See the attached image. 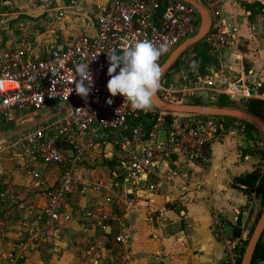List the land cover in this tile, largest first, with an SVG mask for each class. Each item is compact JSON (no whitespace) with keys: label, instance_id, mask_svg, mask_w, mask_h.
I'll use <instances>...</instances> for the list:
<instances>
[{"label":"built area","instance_id":"obj_1","mask_svg":"<svg viewBox=\"0 0 264 264\" xmlns=\"http://www.w3.org/2000/svg\"><path fill=\"white\" fill-rule=\"evenodd\" d=\"M195 1L209 13L211 27L205 41L219 68L211 72L212 76L198 75L188 85L180 84L175 75L169 83L166 73L161 77L158 96L174 105L214 103L222 95L236 104L264 101V93L245 88L239 95L238 87L231 88L216 78L227 72L223 54L231 45L233 29L214 0ZM90 16L93 34L73 37L42 57L35 52L28 28L15 26L11 13L0 15V33L7 39V45L0 46V129L26 120L30 113L52 107L55 111L46 122L56 120L47 127L38 126L26 136L17 134L23 155L60 170L55 185L45 192V213L52 228L70 220L63 211L70 195L108 188L87 174L80 175V169L111 163L116 184L110 183V190L119 189L121 184L145 183L153 193L159 190V182H173L189 164L206 169L213 144L226 135H241L247 124L233 118L169 113L153 104L150 109L133 111L123 96L111 97L108 91V54L121 55L126 46L137 41H149L157 47L164 44L167 51L158 61L161 67L198 33L201 15L196 7L180 0H111L93 9ZM78 63L90 65L92 87L87 97L75 91L74 66ZM109 98L111 104L107 103ZM151 178L157 183L151 184ZM128 196L126 190L107 201L123 205ZM216 223L221 225L218 220ZM243 241L227 240L229 252L223 264H241ZM117 242H124V238L118 236Z\"/></svg>","mask_w":264,"mask_h":264},{"label":"crops","instance_id":"obj_2","mask_svg":"<svg viewBox=\"0 0 264 264\" xmlns=\"http://www.w3.org/2000/svg\"><path fill=\"white\" fill-rule=\"evenodd\" d=\"M110 1L14 0L11 3L0 0V9L12 14L15 26L28 28L35 52L45 57L51 49L62 48L73 37L93 34L90 12ZM214 1L234 33L231 45L223 54L227 72L216 78L231 88L238 87L239 95L245 88L263 94L264 11L250 20L239 3L241 0ZM259 1L264 4V0ZM23 8L28 11L23 12ZM3 14L6 13H0ZM5 45L7 39L0 33V46ZM42 111L30 113L26 120L17 122L15 126L24 127V130L16 135H23L26 129H36V114ZM251 146L245 131L241 135H226L213 144L206 169L199 170L189 164L173 182L158 181L160 188L153 193L145 183L139 186L121 184L119 189L110 190V183L116 184L111 163L80 169V175L87 174L108 188H92L70 195L63 206L70 220L54 228L45 213V192L58 180L59 168L40 164L18 151L9 153L8 159L0 165L2 174L8 175L0 184V193L14 201L6 211L5 220H0V264H52L47 257L54 258L61 253L73 259L70 264H81L83 240L88 241L91 254L99 257V262L92 264H223L229 252L227 240H246L252 228L254 205L247 194L250 187L239 182L260 170L255 162L258 156L245 152ZM150 182L154 184L157 180L151 178ZM126 190L127 203L107 201L119 197L120 192L125 194ZM109 221L119 223L117 237L124 238V242H118L121 254L105 239ZM46 229L53 237H46L45 244L40 241L20 243L27 236L38 238ZM237 231H240L239 236L235 235ZM98 234L100 239L93 241ZM3 237L6 246H3ZM57 244L64 245V249Z\"/></svg>","mask_w":264,"mask_h":264},{"label":"clouds","instance_id":"obj_3","mask_svg":"<svg viewBox=\"0 0 264 264\" xmlns=\"http://www.w3.org/2000/svg\"><path fill=\"white\" fill-rule=\"evenodd\" d=\"M166 51L164 44L157 47L149 41H137L126 46L121 55L108 54L110 79L107 88L111 97L123 96L125 104L133 111L150 109L161 86L162 71L158 61ZM89 66L85 63L74 66L75 91L82 97H87L92 87ZM107 103L111 104L112 99L109 98Z\"/></svg>","mask_w":264,"mask_h":264},{"label":"rangeland","instance_id":"obj_4","mask_svg":"<svg viewBox=\"0 0 264 264\" xmlns=\"http://www.w3.org/2000/svg\"><path fill=\"white\" fill-rule=\"evenodd\" d=\"M11 3L14 2V0H8ZM255 2H260L259 0H241L239 3L242 6V4L245 3H255ZM43 2H41L40 5H42ZM19 10H21L19 8ZM23 12L28 11V8H23L22 10ZM5 12L7 13L8 10L7 9H3L1 11L0 9V13ZM247 14V13H246ZM24 17V16H23ZM248 17V15H247ZM187 53L184 56V62L185 64L181 65L183 67V69L179 70L177 73H175V80H179L180 84H190L192 82V80H195L196 78V74L195 72H193L192 69L187 67V62H189L192 58L193 55V50H189L186 51ZM169 83H171V80H168ZM206 103V102H204ZM262 103L260 106L257 105L256 109L260 112L262 111V113L264 114V101L260 102ZM244 112H246L245 110H242ZM55 111L54 108H52L51 110H46V111H42L38 114H36V117H38L37 119V126L39 127H47L50 123L54 122L56 119H53L50 122H46V120H48L49 118H51L54 115ZM259 119H261L263 121V117H258ZM39 120V121H38ZM248 123V122H246ZM256 128V130L254 131V134L252 135H248L249 140L252 142L253 146H251L250 148H248L247 150H245V152L251 156H258V159L255 161L258 163L257 168H259L262 172H264V133L262 131V129L258 128L257 126H254ZM24 130V127H17L15 126V124H11L7 127H4L2 129H0V165L4 164L5 161L8 159V154L9 153H18L20 152V148L17 146V143L21 140V137L17 136L16 133H18L19 131ZM34 130H27L26 132L23 134V136L29 135L32 132H34ZM254 161V160H253ZM5 179H8V175L7 174H2L1 170H0V184L2 183V181H4ZM35 181H37L38 177L35 176L34 177ZM247 194L250 197V200L253 202L254 208L251 211V216H254V219L252 220V228H250V234H249V238L244 240L242 245V250L245 251L246 247H247V243L250 240L253 231L264 211V196L263 193L261 192V188H260V184H255L254 186L250 187L247 190ZM5 200V201H4ZM0 201H2V206L0 207V220H5L6 218V211L7 209L11 208L13 205V199H6L5 197L2 196V194L0 193ZM256 211V214H255ZM11 229V228H10ZM47 229L45 231H43L41 233V236L39 235V237L37 238H33V237H29L27 236V238L23 241H21V244H28V243H36L39 242L45 244L46 243V237H53V235H49L47 236ZM54 234V233H52ZM36 239H38V241H36ZM100 239V234L97 235V238L94 239L93 241H97ZM3 246H6V241H4V237H3ZM83 243V249H84V255L82 257L83 261L81 264H92L94 262H99V257L96 256V254L94 253L93 255L91 254V250L89 249V243L88 241H82ZM58 247L62 250L64 249V245L61 244H57ZM33 250V249H32ZM90 252V253H89ZM47 259L50 261H52V264H70L69 262H72L73 259L69 257V259L65 258V254L61 253L56 257H51Z\"/></svg>","mask_w":264,"mask_h":264},{"label":"water","instance_id":"obj_5","mask_svg":"<svg viewBox=\"0 0 264 264\" xmlns=\"http://www.w3.org/2000/svg\"><path fill=\"white\" fill-rule=\"evenodd\" d=\"M180 1L186 2L198 9L201 15V25L198 33L194 37L184 42L181 46H179L161 66L162 76L166 74L179 61V59L184 55V53H186V51H188V49L204 41L211 27V20L209 13L202 5H200L195 0H180ZM152 104L154 107L158 108L159 110L169 113L239 119L248 122L254 126H257L258 128L262 129L264 133V121H262L258 117L248 112H244L239 109L196 105V104L174 105L163 101L158 96L157 93L153 97ZM64 153L69 155V157L73 156L72 152L70 151H64ZM118 227H119V223L115 221H109L108 234L112 232V229L114 231L109 235L108 234L105 235V239L111 241V243L115 247V251L121 254V245L117 242ZM263 235H264V211L253 231L250 240L248 241L241 264L253 263L256 251L258 249V246L261 242ZM49 242L52 243L53 240L49 239Z\"/></svg>","mask_w":264,"mask_h":264},{"label":"trees","instance_id":"obj_6","mask_svg":"<svg viewBox=\"0 0 264 264\" xmlns=\"http://www.w3.org/2000/svg\"><path fill=\"white\" fill-rule=\"evenodd\" d=\"M242 7L245 9L248 17L250 20H254L257 15L260 13H263L264 11V4L261 2H255V3H245L242 4ZM189 50H193V55L191 60L187 62V67L192 69L193 72H195L196 77L198 75L200 76H210L212 70L218 69V62L216 58L213 56L212 52L208 48L206 41H202L197 45H194ZM187 53V52H186ZM185 53V54H186ZM184 54V55H185ZM184 62V56L167 72L166 79L171 80L172 77L177 73L179 70L183 69L181 65L185 64ZM264 91V86L261 88V92ZM262 103L256 102V101H249V102H242L240 104L233 103L228 97L222 95L219 96L216 102H206L202 103L201 105L205 106H216V107H222V108H232V109H239V110H245L246 112L256 116V117H263L264 121V114L262 111H258L256 109L257 105H261ZM256 128L254 125L247 123L245 128V133L248 135L254 134V131ZM239 182L247 187H251L255 185V183L260 184L261 192L264 196V172L261 170H257L254 173L247 175L246 177H243L239 179ZM236 236L240 235V231H237L235 233ZM248 244V243H247ZM243 251V255H244ZM252 264H264V235L261 239V242L258 246V249L256 251L254 260Z\"/></svg>","mask_w":264,"mask_h":264}]
</instances>
